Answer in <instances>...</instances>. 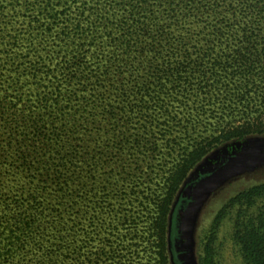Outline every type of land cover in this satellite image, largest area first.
<instances>
[{
    "label": "trees",
    "instance_id": "obj_1",
    "mask_svg": "<svg viewBox=\"0 0 264 264\" xmlns=\"http://www.w3.org/2000/svg\"><path fill=\"white\" fill-rule=\"evenodd\" d=\"M136 9L132 4L118 36L107 32L108 44L97 36L81 43L114 46L101 52L137 77L136 83L121 88L115 81H121L124 70L115 73L117 79L106 74L111 81L105 87L113 99L104 104L103 115H86L87 104L71 107L79 119L99 125L107 150L98 151L103 147L98 143L92 147L78 136L79 128H66L67 135L52 137V144L41 120L31 129H11L0 145V250L12 256L17 251L39 255L37 264H100L103 257L116 264L113 235L133 256L138 242L127 235L148 204L141 199V208L136 207L137 187L151 177L159 156L168 154L179 161L157 194L149 228L158 262L170 264V214L181 189V202L191 195L192 182L184 185L189 172L216 145L264 133V0H170L166 18L153 10L141 19ZM163 18L170 20L163 23ZM80 58L73 51L72 60L53 71L58 83L77 84L83 78ZM41 148L44 154L35 159ZM263 196L261 183L229 204H250ZM88 213L90 224L106 234L109 245H98L87 255L76 227L85 224ZM178 214L181 226L183 206ZM121 225L126 230L122 234ZM240 225L236 238L247 264H264V207ZM180 230L174 229L172 246L178 264H188ZM2 237L8 239L5 244ZM128 262L132 258L123 263ZM201 263L215 264L209 243Z\"/></svg>",
    "mask_w": 264,
    "mask_h": 264
},
{
    "label": "rangeland",
    "instance_id": "obj_2",
    "mask_svg": "<svg viewBox=\"0 0 264 264\" xmlns=\"http://www.w3.org/2000/svg\"><path fill=\"white\" fill-rule=\"evenodd\" d=\"M169 1L0 0V145L5 143L11 129H24V126L31 129L37 120H41L40 123L44 122L51 134L52 144L55 141L52 137L62 139L63 135H67L66 128H79V135H76L86 137L92 147L97 143L98 147L102 145L98 151H106L107 144L100 141L103 136L97 131L99 125L87 122L86 117L79 119L75 108L71 107L87 104L90 108L86 115H103L104 104L113 99L105 87L111 81L105 80L106 74L110 73L117 79L115 73L124 70L121 81H115L121 88L136 83L137 77L127 67L119 69V63L108 61L107 53L101 52L114 46L103 49L100 43H95L93 47L81 43L97 36L108 44L110 37L107 32L112 31L116 36L120 34V23L126 18L132 4L137 6L141 19L148 17L153 10V14L159 13L166 18ZM165 18L163 23L170 20ZM92 28L93 32L90 31ZM68 51L70 53L64 60ZM73 51L81 56L79 70L83 78L77 84L62 81V89L57 88V84L61 83L57 82L53 71L66 61H71ZM60 91L62 94L59 95ZM41 152L42 148L34 153L35 159L49 152L48 147L43 150L44 153ZM163 155L156 160L151 177L137 187L140 192L136 207L141 208V199L147 201L148 207L138 212L136 228L127 235L128 238L135 235L138 242L133 256L128 249L117 245V236H111L113 246L117 247L116 264H160L150 236V210L155 205L157 194L166 187L172 164L179 161L178 156L172 160L170 155ZM209 158L214 161L208 164ZM190 181L191 195L181 202V189L170 214V264H178L172 235L175 228L179 232L180 206L184 210L183 230L180 231L187 245L188 264H202L208 243L213 249L215 264H247L236 234L242 228L240 223L254 217L264 207V196L250 204L229 202L240 192L264 183V133H252L216 145L189 172L184 185ZM220 212L221 219L216 225L214 221ZM90 220L91 213H88L83 219L85 224L76 227V238L80 243L84 242L83 252L87 255L90 249L96 250L98 245L100 248L109 245L106 234L99 233ZM122 227L118 230L121 234L126 231ZM9 234L8 230L7 236ZM1 241L5 244L8 239L2 237ZM126 257L132 258V263H123ZM38 261L39 255L17 251L12 256L6 249L0 250V264H37ZM100 264H107L104 257Z\"/></svg>",
    "mask_w": 264,
    "mask_h": 264
},
{
    "label": "water",
    "instance_id": "obj_3",
    "mask_svg": "<svg viewBox=\"0 0 264 264\" xmlns=\"http://www.w3.org/2000/svg\"><path fill=\"white\" fill-rule=\"evenodd\" d=\"M183 224H184V218H183V221H182V224H181V230H183ZM184 237V236H183ZM185 239V238H184ZM185 245H186V241H185ZM186 250H187V245H186ZM187 258V257H186ZM188 262V261H187Z\"/></svg>",
    "mask_w": 264,
    "mask_h": 264
}]
</instances>
